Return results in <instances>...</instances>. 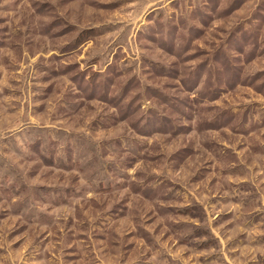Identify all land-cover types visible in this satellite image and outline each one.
<instances>
[{"label":"rangeland","instance_id":"obj_1","mask_svg":"<svg viewBox=\"0 0 264 264\" xmlns=\"http://www.w3.org/2000/svg\"><path fill=\"white\" fill-rule=\"evenodd\" d=\"M0 264H264V0H0Z\"/></svg>","mask_w":264,"mask_h":264}]
</instances>
